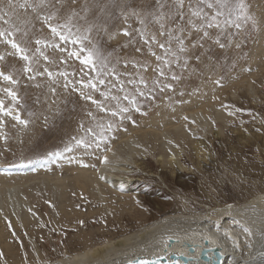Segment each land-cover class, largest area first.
I'll list each match as a JSON object with an SVG mask.
<instances>
[{"label":"rangeland","instance_id":"374dc122","mask_svg":"<svg viewBox=\"0 0 264 264\" xmlns=\"http://www.w3.org/2000/svg\"><path fill=\"white\" fill-rule=\"evenodd\" d=\"M124 2L77 0L74 7L86 15L87 24L116 33L126 26L117 7ZM127 3L139 7L143 0ZM246 4L256 27L249 22L239 30L227 29L221 36L224 48L208 42L203 49L193 50L200 60H192L188 71L173 68L183 77L176 90L157 92L154 100L141 99V110L132 109L127 114L130 118L106 115L113 129L100 148L52 155L72 143V137L83 135L80 123L87 125L86 111L96 109L59 84L52 95L44 77L38 78L40 88L20 77L17 88L24 105L20 111L30 119L29 125L25 128L11 117L0 116L7 133L6 141L0 139V167L10 169L0 173V187L17 186L16 193H0V264L64 259L166 216L182 217L181 225L188 230L198 227L200 217L214 225L220 218L219 208L241 206L264 195V0H246ZM128 23L139 27L135 19ZM212 32L215 35L217 30ZM42 35H48L46 29ZM98 35L105 52L123 56L132 51L122 50L128 43L123 35L109 39L103 30ZM10 51L0 44V53L5 54L0 68L5 71L23 63L7 55ZM149 63L155 67L154 58ZM69 65V70L77 69L75 79L84 74L79 72L78 61L70 60ZM117 68L124 71L120 65ZM147 76L152 78L153 73ZM8 86L0 81V89ZM96 98L102 99L98 93ZM0 99L10 105V97L2 91ZM202 108L204 115L191 114ZM29 111L33 113L30 118ZM172 125L180 126L183 134L176 136ZM160 154L165 160L159 163ZM172 155L179 165L166 163ZM104 157L114 167L123 166L121 172L115 170L119 174L116 184L112 176L97 177L100 182L89 189L77 182L81 172L93 174ZM126 158L130 163L121 165Z\"/></svg>","mask_w":264,"mask_h":264},{"label":"snow or ice","instance_id":"6c2138e0","mask_svg":"<svg viewBox=\"0 0 264 264\" xmlns=\"http://www.w3.org/2000/svg\"><path fill=\"white\" fill-rule=\"evenodd\" d=\"M76 4L77 0H0V44L10 47L7 55L23 62L19 68L12 67L10 71L0 68V81L9 85L0 91L11 100L6 106L0 99V116L11 117L25 128L29 125L30 119L23 118L20 111L24 107L17 88L20 77L35 82L37 88L41 87L38 78L44 77L52 95L56 94L55 85L59 84L75 91L80 99L96 109L86 111L88 124L80 123L83 135L72 137L73 142L65 145L63 151L52 154L57 157L76 148L85 151L100 148L108 139L107 133L113 129L112 120L105 121L106 115L130 118L127 114L132 109L141 110V99L154 100L157 92H174L176 83L183 77L173 68H179L181 73L188 71L192 60H200L193 50L203 49L208 42L224 48L221 36L227 29L239 30L249 22L252 27L257 25L246 0H143L139 7L125 0L117 7L126 26L112 33L107 27L100 29L95 24H87L86 15L76 10ZM131 19H135L139 27L133 28L128 23ZM45 29L48 35H42ZM213 29L217 30L215 35ZM101 30L109 39L119 35L128 38L122 50L131 48L132 51L123 56L105 52L98 35ZM94 32L97 34L93 35ZM49 50L55 55L49 54ZM149 58H154L155 67L149 63ZM4 60L5 54L0 53V62ZM70 60L79 62V72L84 73L79 79H75L77 69L69 70ZM118 65L123 67V72L118 70ZM85 69L95 75H88ZM149 72L153 73L152 78L147 76ZM97 93L102 99L96 98ZM32 115L29 111L28 117ZM4 126L5 121L0 119V139L6 141ZM104 160L107 162V157ZM243 230L251 235L250 229ZM209 261L211 264L210 258ZM127 264L160 262L158 259H129Z\"/></svg>","mask_w":264,"mask_h":264},{"label":"bare ground","instance_id":"6f19581e","mask_svg":"<svg viewBox=\"0 0 264 264\" xmlns=\"http://www.w3.org/2000/svg\"><path fill=\"white\" fill-rule=\"evenodd\" d=\"M250 89L252 90V88ZM205 110L206 109L202 108V110H196L191 114L204 115ZM217 118L221 119L219 114ZM172 128L176 136H181L183 134L180 126L172 125ZM145 134H151V132H146ZM165 136H168V134ZM175 156L172 155L167 157L166 163L179 165L176 159L177 156ZM164 160L165 159L160 154L158 156V162L160 163ZM127 162L130 163L129 159H122L121 165ZM122 168L123 166L118 168L114 167L112 165V160L107 158V162L103 161L99 163L93 171L94 173L92 172L93 174L81 172L80 176L77 177V182L89 189V187L95 186L92 185L94 182L97 184L100 182H97V177L98 179L104 177L103 180H105L107 176H112L114 179H111L116 184V181L119 180V174L116 175L115 170L121 172V170H123ZM1 172L8 173L4 170L0 171V173ZM113 172H115V175H113ZM111 179L109 181L112 183ZM111 183L109 184L111 185ZM115 184L113 183V185ZM16 187L15 184L4 185V187H0V193L4 195L8 194L11 190H15ZM57 188L61 189L62 185H57ZM101 189L103 190L104 188ZM14 192L16 193V190ZM11 193L12 192H10V194ZM105 200L106 199L102 198V201ZM227 212L231 213L227 214ZM218 213L220 214V218L216 221V224L212 225L211 222H208V220L205 221L206 219L200 217L198 222H202L197 225L198 227L194 229L189 228V230L188 228L184 229L182 227V217L166 216L161 219L159 218L147 224L145 227L139 228L135 232L119 236L103 244L90 247L89 249L85 248L81 251H77L64 259H58L43 264H123L124 262H128L129 259L134 260L137 257L150 259L165 255L169 259L171 254L189 256L192 261L189 264H196L199 262L200 250L209 247L218 248V250H220V264H264V256L261 255L264 254V195H259L241 206L232 208L225 206L224 208H219ZM24 217H26V215H24ZM220 221H222L221 225H219ZM244 228L250 229L251 235H248V233L243 230ZM0 236H3L2 232H0ZM169 241L175 243L169 247ZM205 242H207L208 245H205ZM237 244L239 245L238 247L236 246ZM248 245H251V247ZM188 247H193L194 253H189ZM198 264L204 263L200 262Z\"/></svg>","mask_w":264,"mask_h":264},{"label":"water","instance_id":"95a60500","mask_svg":"<svg viewBox=\"0 0 264 264\" xmlns=\"http://www.w3.org/2000/svg\"><path fill=\"white\" fill-rule=\"evenodd\" d=\"M175 242L169 241V247H171L172 244ZM205 245H208L207 242H205ZM189 253H194L193 247H188ZM220 250L218 248H203L200 250L199 253V262L196 264L202 262L204 264H210L209 258L211 259V264H220L221 263V254ZM145 258L137 257L134 260H142ZM152 259H158L160 264H189L191 263V259L189 256H184V255H176V254H171L169 256V259L165 255H160L154 258H150L148 260ZM123 264H127V262H124Z\"/></svg>","mask_w":264,"mask_h":264}]
</instances>
